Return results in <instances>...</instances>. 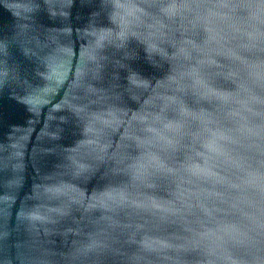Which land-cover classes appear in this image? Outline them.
Wrapping results in <instances>:
<instances>
[{"label":"water","instance_id":"water-1","mask_svg":"<svg viewBox=\"0 0 264 264\" xmlns=\"http://www.w3.org/2000/svg\"><path fill=\"white\" fill-rule=\"evenodd\" d=\"M171 24L177 37L185 27L194 41L204 36L188 20ZM102 25L110 21L99 0H0V264H67L76 241L107 225L98 219L94 193L129 179L111 171L112 153H135L120 147L127 122L168 65L163 70L146 61L133 41L138 57L118 67L120 52L101 46L111 31ZM216 82L229 86L221 77ZM97 117L108 126H96ZM151 179L154 186L144 191L154 201L172 199L170 175ZM109 215L111 247L98 254L99 264H135L127 256L140 248L142 235L184 245L144 252L156 264H176L162 253L182 264L204 259L195 242L201 226L191 213L159 219L126 206Z\"/></svg>","mask_w":264,"mask_h":264},{"label":"clouds","instance_id":"clouds-1","mask_svg":"<svg viewBox=\"0 0 264 264\" xmlns=\"http://www.w3.org/2000/svg\"><path fill=\"white\" fill-rule=\"evenodd\" d=\"M110 26L101 42L112 46L118 67L138 57L164 70L147 101L127 122L121 149L112 153L113 173L124 183H107L93 195L107 221L74 243L67 264H99L111 247L109 213L132 207L153 218L191 213L201 230L195 242L203 250L200 264H264V3L255 0H99ZM98 15V13H96ZM179 17L200 26L194 41L177 37L171 21ZM135 41L137 47H130ZM136 79H142L132 72ZM217 77L227 81L223 87ZM117 116L125 113L117 112ZM99 127L108 126L99 117ZM164 172L173 178L172 199L157 203L144 189ZM137 227H142L137 225ZM129 240H135V232ZM140 248L127 260L156 264L144 255L163 248L142 235ZM165 259L176 260L162 253Z\"/></svg>","mask_w":264,"mask_h":264}]
</instances>
